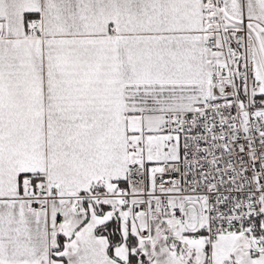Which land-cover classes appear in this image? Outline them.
Listing matches in <instances>:
<instances>
[{"label": "snow or ice", "instance_id": "obj_1", "mask_svg": "<svg viewBox=\"0 0 264 264\" xmlns=\"http://www.w3.org/2000/svg\"><path fill=\"white\" fill-rule=\"evenodd\" d=\"M0 264H264V0H0Z\"/></svg>", "mask_w": 264, "mask_h": 264}]
</instances>
